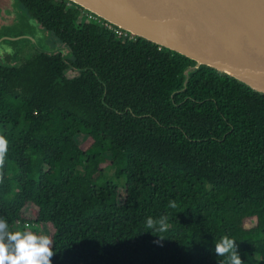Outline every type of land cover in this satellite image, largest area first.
Returning <instances> with one entry per match:
<instances>
[{"label": "trees", "instance_id": "obj_1", "mask_svg": "<svg viewBox=\"0 0 264 264\" xmlns=\"http://www.w3.org/2000/svg\"><path fill=\"white\" fill-rule=\"evenodd\" d=\"M14 3L63 52L0 62L9 231L50 224L51 264H227L215 253L223 236L243 264H264V96L149 42L75 24L82 11L63 0ZM148 217H166L167 231Z\"/></svg>", "mask_w": 264, "mask_h": 264}, {"label": "water", "instance_id": "obj_2", "mask_svg": "<svg viewBox=\"0 0 264 264\" xmlns=\"http://www.w3.org/2000/svg\"><path fill=\"white\" fill-rule=\"evenodd\" d=\"M12 1L0 0L1 27H11L15 18L38 25L13 7ZM63 1L134 40L186 58L194 69H211L264 96V0ZM20 39L32 42L39 51H52L39 41L41 37L27 39L0 32V59L5 55L14 61V47Z\"/></svg>", "mask_w": 264, "mask_h": 264}, {"label": "clouds", "instance_id": "obj_3", "mask_svg": "<svg viewBox=\"0 0 264 264\" xmlns=\"http://www.w3.org/2000/svg\"><path fill=\"white\" fill-rule=\"evenodd\" d=\"M6 153L7 140L0 136V167L4 164ZM166 221V217H160L158 221L148 217L146 225L153 231L165 232ZM235 243L234 239L223 236L215 243L216 255L225 257L227 264H243ZM51 245L52 241L48 236H37L31 231H9L7 219L0 217V264H51V257L55 254Z\"/></svg>", "mask_w": 264, "mask_h": 264}, {"label": "rangeland", "instance_id": "obj_4", "mask_svg": "<svg viewBox=\"0 0 264 264\" xmlns=\"http://www.w3.org/2000/svg\"><path fill=\"white\" fill-rule=\"evenodd\" d=\"M13 2V7L15 6L14 0ZM16 9L23 14V16H25L27 19H29V17L24 14L22 11H20L17 7ZM17 13V11L15 10V14ZM12 19L14 17H11ZM15 23L11 26V27H1L0 26V32L4 35H22L27 39H39V37H41V39L39 40L40 42H43V44H45L47 47L51 48L52 46L54 48H59V44L54 43L53 39L50 38V35L45 32L44 30L40 29L39 26L35 25L31 20L29 21H25V20H21L18 18H15ZM36 48L34 47V44L30 41H27L25 39H20L17 40V44L14 47V51L15 54L14 56V61L8 59L7 57H5V55L0 59L1 61H8L10 60L13 63H18L21 60H25L26 58H28L31 54H34L36 52ZM66 76L71 77L73 76V74L71 72H67ZM85 136L82 134H78L76 136H74V141L76 144H80L81 142H83L85 140ZM106 158L109 157L108 153L104 154ZM106 174L109 175L110 172L109 170L106 171ZM122 181H120L121 184ZM124 197V191L122 189V187L120 186L118 189V199L117 201L120 203L122 202ZM23 214L25 217H27L29 220L33 221L35 214H36V208L31 205V204H27L24 208H23ZM254 224L252 219H249L245 222V226L246 227H251ZM14 229H16L17 231H31L32 233H34L37 236H48L51 239L52 233H53V229L51 227L50 224L45 223V224H35L33 222H28L24 225H20V224H15L14 225Z\"/></svg>", "mask_w": 264, "mask_h": 264}, {"label": "built area", "instance_id": "obj_5", "mask_svg": "<svg viewBox=\"0 0 264 264\" xmlns=\"http://www.w3.org/2000/svg\"><path fill=\"white\" fill-rule=\"evenodd\" d=\"M85 16H86V22L89 23V21H90L93 24L101 25L103 28L109 30L117 39H121L122 41H124V40H134L133 37H130L126 33L111 27L107 23H103V22L97 20L96 18L92 17L91 15H89L87 13H85Z\"/></svg>", "mask_w": 264, "mask_h": 264}, {"label": "flooded vegetation", "instance_id": "obj_6", "mask_svg": "<svg viewBox=\"0 0 264 264\" xmlns=\"http://www.w3.org/2000/svg\"><path fill=\"white\" fill-rule=\"evenodd\" d=\"M84 22H86V16H85V13L82 11L78 16H77V18H76V20H75V24H80V23H84ZM58 49H60V48H58ZM52 50V49H51ZM53 50H57V49H53ZM0 62L1 63H13V62H11L10 60H8V61H1L0 60Z\"/></svg>", "mask_w": 264, "mask_h": 264}]
</instances>
